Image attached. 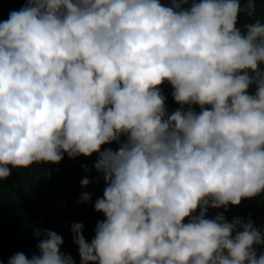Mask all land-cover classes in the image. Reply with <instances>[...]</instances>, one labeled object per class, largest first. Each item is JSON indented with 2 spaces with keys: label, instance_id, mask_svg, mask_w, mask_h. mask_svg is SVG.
Masks as SVG:
<instances>
[{
  "label": "clouds",
  "instance_id": "1",
  "mask_svg": "<svg viewBox=\"0 0 264 264\" xmlns=\"http://www.w3.org/2000/svg\"><path fill=\"white\" fill-rule=\"evenodd\" d=\"M255 8L27 0L0 20V179L98 154L105 218L91 241L72 223L80 264H264V229L207 215L264 193V19L238 23ZM165 82L180 104L171 112ZM33 234L38 252L7 264H76L57 231Z\"/></svg>",
  "mask_w": 264,
  "mask_h": 264
},
{
  "label": "trees",
  "instance_id": "2",
  "mask_svg": "<svg viewBox=\"0 0 264 264\" xmlns=\"http://www.w3.org/2000/svg\"><path fill=\"white\" fill-rule=\"evenodd\" d=\"M26 2L27 0H0V20L6 19L10 10L19 9ZM161 2L168 4L171 0ZM245 2L246 0H241L242 5ZM258 18L264 19V0H256V8L251 14L241 12L238 23L242 26ZM161 87L167 96L169 112L180 107L172 96V85L165 82ZM193 107L200 110L199 105ZM108 146L116 149L119 144L113 141L102 147ZM97 155L93 153L91 156L73 158L65 153L58 163H38L29 168H14L9 178L0 179V260L7 264L9 256L16 251H24L29 257L33 252H38L37 242L43 238V234L36 237L33 229L40 227L53 229L61 234L64 239L61 250L71 253L76 264H80L79 246L72 238V223L82 221L85 225L84 235L91 241L97 221L105 218L103 212L94 208L96 198L103 195L105 187L102 175L94 168ZM85 164L91 171L84 170ZM85 176L90 178L91 182L86 190L92 195L90 201L82 202L81 192L85 189L80 181ZM97 177H100L99 180ZM217 212H223L229 220L235 216L242 217L245 221L250 219L255 226L264 229V193L244 197L238 205L229 204L227 209L223 206L209 207L207 215L211 217Z\"/></svg>",
  "mask_w": 264,
  "mask_h": 264
}]
</instances>
